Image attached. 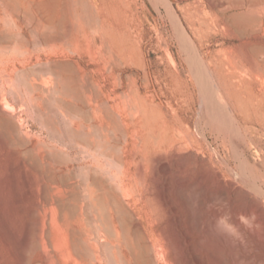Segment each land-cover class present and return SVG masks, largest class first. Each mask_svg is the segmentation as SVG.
I'll return each instance as SVG.
<instances>
[{
    "label": "rangeland",
    "instance_id": "rangeland-1",
    "mask_svg": "<svg viewBox=\"0 0 264 264\" xmlns=\"http://www.w3.org/2000/svg\"><path fill=\"white\" fill-rule=\"evenodd\" d=\"M254 197L264 0H0V264H264Z\"/></svg>",
    "mask_w": 264,
    "mask_h": 264
},
{
    "label": "bare ground",
    "instance_id": "bare-ground-1",
    "mask_svg": "<svg viewBox=\"0 0 264 264\" xmlns=\"http://www.w3.org/2000/svg\"><path fill=\"white\" fill-rule=\"evenodd\" d=\"M16 4V3H15ZM19 5V4H18ZM19 8V7H18ZM29 13V12H28ZM30 15V14H29ZM19 35V34H18ZM47 36V35H46ZM48 37V36H47ZM20 38V37H19ZM46 38V37H45ZM27 82V81H26ZM27 85V84H26ZM35 85V84H34ZM36 89V88H35ZM45 90V89H44ZM43 95V94H42ZM13 123V122H12ZM10 121L9 122H6L5 124H3V126H4V128H7V129H11V130H15V131H17L16 130V128H17V126L15 125V124H12ZM16 126V127H15ZM79 134V133H78ZM77 134V135H78ZM76 135V136H77ZM178 148V147H177ZM62 196V195H61ZM60 197V196H59ZM257 197H254V200L253 201H255L256 202V204L254 205L255 207V209H259V207H260V209H259V211L257 210L256 212H254V210H253V207H247V208H243L242 210H241V213H242V215L245 217V218H251L252 217V215H254L255 216V218H256V220H257V224L259 225V226H263V231H264V210H262V203L259 201V199L257 200L256 199ZM59 199V198H58ZM57 202V201H56ZM264 202V201H263ZM62 203V202H61ZM61 203H60V208H62L63 209V207H61ZM55 204V203H54ZM58 205V204H57ZM70 208H72V207H70ZM75 208V207H74ZM59 209V208H58ZM60 210V209H59ZM66 210H68V208L66 209ZM73 210V209H72ZM65 219H63V225H64V228H65V230H66V234L64 235V238H63V242H64V244H65V247H66V253L67 254H69V255H72V254H75V255H77V254H79L80 252H82V247L84 246V245H82L81 246V242H80V240L82 239H79V237L77 236V234H76V231L75 230H73L71 227H70V225H69V223L65 220ZM255 223H256V221H255ZM81 241H83V240H81ZM85 247V249H86V246H84ZM83 247V248H84ZM84 250V249H83ZM83 253V252H82ZM81 254V253H80ZM74 255V256H75ZM63 256V255H62ZM80 256V255H79Z\"/></svg>",
    "mask_w": 264,
    "mask_h": 264
},
{
    "label": "water",
    "instance_id": "water-1",
    "mask_svg": "<svg viewBox=\"0 0 264 264\" xmlns=\"http://www.w3.org/2000/svg\"><path fill=\"white\" fill-rule=\"evenodd\" d=\"M194 131L196 135L200 138L201 142L210 150V152L213 154L215 159L222 165V167L227 171V173L233 177L234 172L229 166V164L223 159V157L218 153V151L214 148V146L211 144V142L206 139L204 136H202L197 129V126H194Z\"/></svg>",
    "mask_w": 264,
    "mask_h": 264
}]
</instances>
